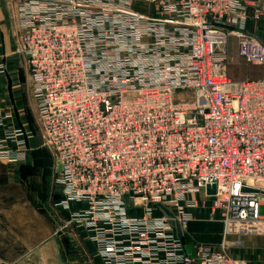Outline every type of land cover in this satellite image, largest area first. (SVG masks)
<instances>
[{"label": "built area", "instance_id": "obj_1", "mask_svg": "<svg viewBox=\"0 0 264 264\" xmlns=\"http://www.w3.org/2000/svg\"><path fill=\"white\" fill-rule=\"evenodd\" d=\"M21 1L55 206L79 204L64 228L102 264H246L224 247L190 257L182 232L206 207L224 237L264 233V0ZM231 37L261 77L229 76ZM7 118L0 161L14 162L27 134Z\"/></svg>", "mask_w": 264, "mask_h": 264}, {"label": "crops", "instance_id": "obj_2", "mask_svg": "<svg viewBox=\"0 0 264 264\" xmlns=\"http://www.w3.org/2000/svg\"><path fill=\"white\" fill-rule=\"evenodd\" d=\"M23 5L21 0H0V65L3 66V71L0 72V112L8 116L7 125L27 134V148L21 153V159L33 148H38L39 144L36 134L37 106L26 62L19 53V40L23 32L19 12ZM142 10L146 12L148 6L143 5ZM8 179L9 177H6V181ZM2 182L0 260L13 259L17 260L18 264H71L76 254L82 264H102L96 246L89 241L84 231L76 232L74 228H70L69 233L55 234L56 217L60 215L68 218L70 212L79 207V204L73 203L69 209L55 206L53 209V204L62 198L61 189L55 188V195L52 197H46L47 193H43L49 209L45 208V205L41 206V209L33 202L34 189L14 190L13 193L18 198L11 202L9 182ZM198 197L202 198V194ZM220 232L221 224L218 221L192 220L187 225L184 240L189 245L214 247L220 241ZM73 240L80 246V250H71L70 243ZM237 256L246 264H264V236L243 237Z\"/></svg>", "mask_w": 264, "mask_h": 264}, {"label": "rangeland", "instance_id": "obj_3", "mask_svg": "<svg viewBox=\"0 0 264 264\" xmlns=\"http://www.w3.org/2000/svg\"><path fill=\"white\" fill-rule=\"evenodd\" d=\"M140 12H142V10H140ZM229 44L230 45H229L228 61H227V70L229 76L236 80L261 77L263 71L260 67L253 65H246L237 57L235 41L232 37L229 39ZM24 60L26 62L25 58ZM182 97H187V94L183 93ZM36 134L38 136V141H39L38 148H33L32 151L29 154H27L25 158L19 159L14 162L0 161V185H2L1 184L3 183L2 181H4L5 184L9 182L8 185L9 188L11 189L10 190L11 202L18 198L17 195H14L13 193L14 190L18 188L34 189L35 194H33L32 198L34 199L33 202L35 203V205L38 207L45 205V208L49 209V204L48 202L45 201L46 197L50 195L52 197L53 195H55L54 189L55 188L61 189L62 186L58 182L59 175L54 161L53 149L50 146L44 144L42 138V130L39 121H37ZM1 176L3 177L1 178ZM6 177H9L8 181H6ZM43 193H45V195L47 193V196L46 197L42 196ZM54 206L55 203L52 206L53 209H55ZM56 218L57 219L55 226L56 229L55 234L61 235L64 232L69 233L71 231L70 228H64L63 226L67 218L61 217L60 215L59 217L57 216ZM197 219L218 221L221 224L220 241L217 245L211 247L212 248L224 247L226 249V252L230 256L241 261L243 260L237 256V252L241 248V239L247 236H261V235L264 236V233L263 234L241 233V234H230L224 237L221 219L219 217L212 218L211 216H209L206 207L204 208L199 207L194 211L193 220H197ZM185 231H187V227L182 232V243L184 244L186 253L190 257H194L197 246L201 244H197V245L186 244L184 240ZM70 244H72V246H70L72 251H74V249L76 250L77 248L80 250V246L78 245L79 246L78 247L76 243H74V240ZM11 246L16 247L15 245H11ZM74 255L75 258L71 260L72 262L71 264H82L81 259H79V257L76 256V254ZM0 264H18V261L13 259H4V260H0Z\"/></svg>", "mask_w": 264, "mask_h": 264}, {"label": "water", "instance_id": "obj_4", "mask_svg": "<svg viewBox=\"0 0 264 264\" xmlns=\"http://www.w3.org/2000/svg\"><path fill=\"white\" fill-rule=\"evenodd\" d=\"M252 192H255V193H261L262 195H264V192H263V191L259 192V191H257V190H254V191H252ZM214 193H215V189H214V187H209V186H207V194H208V195H213ZM184 264H192V262H191V261H185Z\"/></svg>", "mask_w": 264, "mask_h": 264}]
</instances>
